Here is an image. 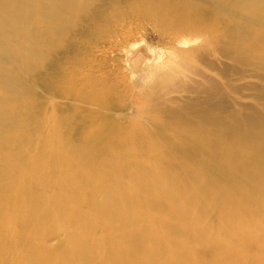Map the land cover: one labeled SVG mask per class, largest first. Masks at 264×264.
<instances>
[{
    "label": "rangeland",
    "instance_id": "374dc122",
    "mask_svg": "<svg viewBox=\"0 0 264 264\" xmlns=\"http://www.w3.org/2000/svg\"><path fill=\"white\" fill-rule=\"evenodd\" d=\"M211 1L90 0L35 47L31 62L0 29V168L10 169L0 182L2 175L26 178L38 192V213L47 217L27 228L28 219L15 209L19 217L10 223L13 203L1 199L6 259L24 262L31 250L63 255L60 247L71 235L86 237L91 207L78 197L57 207L52 196L60 189L41 177L44 158L62 184L74 175L97 181L129 176L142 197L149 189L160 194L210 242L264 264V250L229 231L216 198L209 200L203 188L232 195L264 216V186L241 164L237 146L264 132V17L225 5L237 0ZM233 31L242 38L239 48ZM109 234L121 239L117 228ZM196 252L195 263L205 264ZM90 253L94 264H110L105 247Z\"/></svg>",
    "mask_w": 264,
    "mask_h": 264
},
{
    "label": "bare ground",
    "instance_id": "6f19581e",
    "mask_svg": "<svg viewBox=\"0 0 264 264\" xmlns=\"http://www.w3.org/2000/svg\"><path fill=\"white\" fill-rule=\"evenodd\" d=\"M88 1L90 0H0V29L5 30L12 43L17 45L16 49L22 55V58L31 62L38 55V51H34L35 47L38 45L40 47L41 41L45 38L54 36L61 23L76 12L80 13L79 8ZM94 1L96 3V0ZM216 1L218 5L227 2V0ZM224 4L221 5V8L226 13ZM225 5L228 8L243 6L245 10L256 12L264 17V0H237L231 5L230 3ZM215 10L216 14L220 13L218 8ZM222 15L224 16L223 21L230 20L228 14L223 13ZM242 17L240 16V18ZM246 17L243 18L244 22H247ZM262 25L264 24L262 23ZM233 32L235 46L239 48L242 38L236 31ZM194 33L196 32L194 31ZM194 33L192 32V34ZM184 41L189 42L191 39L185 38ZM1 62L2 59L0 58ZM0 70H2L1 64ZM230 130L232 131L233 128H230ZM242 141L241 144L237 145L242 152L240 162L249 172L258 176L264 186V132H253L243 138ZM1 156L3 158L4 155ZM246 156L253 157L261 164L252 165L245 159ZM40 157L38 155L39 160ZM47 158L50 159L51 157L48 156ZM45 160L42 158L39 161L40 163L44 161V164H40L41 177L46 180L45 182L52 181L53 184L56 183V189L57 187L60 189V192L56 194L57 196H52L55 198L57 207L62 208L64 205L67 207L74 204L77 197L80 198L82 203L91 207L90 221H87L84 225L82 224L83 231H85L83 233L86 237L79 240L76 232V235H71L60 247L63 255H42L39 254L41 252L38 250L36 251L39 252L38 254L34 252L35 250L27 251L30 253L26 254L24 262L21 263H17L11 257L6 259L4 252L1 250L2 264H94L95 259L90 250L95 249L97 246L107 249L109 254L106 258H108L110 264H196L197 250L202 253L206 261L205 264H255L247 255L233 254L222 249L216 243L210 242L199 228L184 219L172 205L155 191L149 189V195L142 197L138 190L139 184L129 176L117 177L112 174L105 181H97L92 178L94 179L93 182L91 178L89 179L86 176L85 179L83 176L74 175L68 183L62 184L58 183L55 177L51 175L49 164L45 163ZM8 170L10 169L0 168V173L5 174ZM89 170L92 171V168ZM1 180L0 201L3 197H8L7 200H11L13 203L9 213L10 223L15 221L13 217L16 216L15 209L23 212L21 217H24L25 222L28 219L25 226L27 228L34 227V224L38 221L45 220L46 216L43 215V211L38 213L40 209L35 206L36 201H39L38 192L29 187L31 185L27 184L28 180L26 178L21 176H12L11 178L2 175ZM203 188L204 192L209 193V200H213V197L216 198L217 204L213 206L216 207L215 209L229 231L234 232L236 238L248 240L253 246H258L264 250V216L240 203L232 195H220L215 191L206 190V187ZM179 190L194 205H200L195 194L191 193L189 188L179 185ZM25 195L28 197L24 198ZM99 199L101 200L99 201ZM200 207L202 206L200 205ZM116 228L121 232V239L118 240L112 238L109 234L112 229ZM95 229L101 230V232L98 233ZM37 248L39 247L37 246ZM204 253L206 254L204 255Z\"/></svg>",
    "mask_w": 264,
    "mask_h": 264
}]
</instances>
